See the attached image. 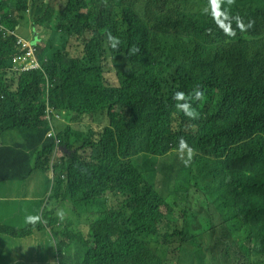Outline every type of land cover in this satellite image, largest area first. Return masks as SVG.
I'll list each match as a JSON object with an SVG mask.
<instances>
[{
	"label": "clouds",
	"instance_id": "1",
	"mask_svg": "<svg viewBox=\"0 0 264 264\" xmlns=\"http://www.w3.org/2000/svg\"><path fill=\"white\" fill-rule=\"evenodd\" d=\"M140 6L144 0H104ZM169 10L167 18H159L156 10H148L132 22L120 26L117 33L103 39L101 45L123 47L124 34L133 40L124 47L128 67L141 65L148 70H164L170 64L190 65L205 70L215 68L234 49L232 21L245 6H260L264 0H157ZM22 0H0L4 20L16 14ZM0 23L4 34H13L23 44L42 48V37L32 25ZM60 31H62L60 29ZM8 44L0 41V49ZM264 57V40L260 45ZM40 60V56H35ZM197 74V71L194 72ZM182 73L181 76H184ZM229 76L227 80L232 79ZM258 93L264 95V81L257 78ZM215 87V86H214ZM256 91V92H257ZM254 90L234 92L232 110L223 111V95L215 93L206 108L199 106L202 93L191 89L176 93L177 109L173 123L166 120L160 147L145 152L150 159L142 166L136 132L131 136L123 125L122 100L112 94L107 100L94 97L75 109L79 120L93 125L85 139L73 148L60 144L56 153H66L75 160L73 171L101 173L106 184L118 190L101 199L60 203H29L39 195L55 175L68 171L47 165L41 143L31 145L24 154L14 176H0V264H99L114 236L124 234L139 222L144 207L157 198L152 223L155 230L147 236L152 256L138 264H166L170 255L204 256L223 251L234 233V209L264 206L245 201H225L224 195L264 196V171L233 168L230 126L242 107L239 99ZM169 115V112H167ZM189 119L194 130L187 132ZM52 137L54 128L47 129ZM213 138L205 142L201 135ZM38 140V139H37ZM122 144L124 146H122ZM123 155H130L132 167H122ZM52 207L48 220L37 216L20 217L13 208ZM157 243L155 246L154 243ZM139 253L131 251L123 264H134Z\"/></svg>",
	"mask_w": 264,
	"mask_h": 264
},
{
	"label": "trees",
	"instance_id": "2",
	"mask_svg": "<svg viewBox=\"0 0 264 264\" xmlns=\"http://www.w3.org/2000/svg\"><path fill=\"white\" fill-rule=\"evenodd\" d=\"M12 1L8 0V2ZM148 10H156L159 18H167L169 15L167 6L163 3L159 4L156 0H144L140 6L118 2L108 3L104 0H22L19 12L7 18L20 22L19 25H32L39 31L43 43L42 48H37L44 49V53L40 55V60L33 59L35 61L66 64L69 67L66 72L60 73L57 83H52L45 78L42 80V85L49 87L55 100L64 106L63 109L54 113L55 117L64 119V123L55 125L51 121H46L44 125H40L38 122L30 121L29 119L6 121L0 116V176H14L21 165L25 151L31 145H36L37 143H41L45 148L44 155L48 166L56 169L68 168V171H73L72 166L75 165V160L66 153L64 154L69 157V160L58 162L55 167L52 165V160L56 155L60 154L56 153V149L60 144L65 145L67 148H73L81 143L93 129V125L81 122L74 110L82 107L85 100L94 97L107 100L112 94H118L122 100L121 105L133 98L128 91L110 89V79L103 73L101 68L95 75L86 70L92 62L90 54H103L110 47H103L101 45L103 39L108 37V33L114 35L118 32L121 25L126 22H132L135 17ZM0 15L2 16V14ZM3 20L4 15L0 23ZM231 29L233 30L234 49L237 62H239L240 73L238 77L228 80L229 85L233 92L239 89L254 90L256 92L258 86L255 79V69L258 67L264 70V57L260 51V45L264 40V2L258 7L249 5L241 7L233 18ZM14 36L18 39L24 51L29 44H23L18 36ZM97 39H101V42L97 43ZM131 40H133L132 37L124 34L121 38L123 47L120 48L125 50L124 46ZM8 45L9 43L0 49V57L5 53ZM8 61L13 62L14 58L8 56ZM125 62L127 66L126 73L118 72L113 78L123 80L127 77V73L134 71L135 68L130 70L128 67L127 56ZM195 69L197 74H199V68L195 67ZM182 73L185 72H180L178 75L179 79L184 80L189 77L186 73L184 76H181ZM73 86L88 90L76 104H70L66 96V92ZM189 89H191L189 84L181 82V85H179V93L187 92ZM214 90L215 93L223 95V83H218L214 87ZM161 93L162 91L159 92V94ZM258 94L264 99V95ZM246 97L243 95L241 98ZM234 101L235 97L233 93L227 108H224L223 102L224 113L232 110ZM174 105L177 109V99ZM241 107L242 111L230 126V132L232 129L237 128V135L239 137L237 146L241 149H248L249 144L247 139L255 138L257 131L250 124L241 122V116L246 114L256 118L263 113L264 108L260 104L250 103ZM174 111L170 109L163 110L160 133L154 136L151 133L150 121L144 113H135L129 107L126 110H122L123 119L128 123L127 125H123V131L125 132L126 128H128L129 135L131 136L134 130L137 142H139L140 136L136 130V123H142L147 129L144 139L146 147L143 150H138L139 157L136 161L138 166H142L147 161H150V159L144 158L145 152L150 146H153L155 149L154 159L157 157L160 147V137L163 134V125L166 120L173 123ZM152 112L154 111L152 110ZM167 112H169V115ZM41 127L44 128L47 145L36 134L37 130ZM50 127L54 128L52 137H50L47 131ZM9 129L18 133L15 140L9 134ZM122 146L124 145L122 144ZM234 148L233 168L245 171V157L241 152L235 153ZM7 154L10 155L13 161L9 166L3 164ZM122 167L125 170L131 169L132 160L130 155H123ZM244 201L253 205L264 204V199ZM159 202L160 199L157 198L154 202L146 205L140 214L139 222L131 230L114 236L111 239L99 264H123V258L129 255L131 251L139 253L134 264L142 261L146 262L152 256V252L147 246V236L151 231L155 230L152 217L155 209L159 206ZM29 203L40 202L30 199ZM27 208L37 209L31 215L39 217L36 223L41 222V220H48L55 211L54 208L50 207L53 210L45 215L40 210L44 207ZM18 215L25 219L29 217ZM166 264H264V206L247 209L236 207L234 209L232 242L229 247V244L225 241L222 252L200 257L171 254Z\"/></svg>",
	"mask_w": 264,
	"mask_h": 264
},
{
	"label": "rangeland",
	"instance_id": "3",
	"mask_svg": "<svg viewBox=\"0 0 264 264\" xmlns=\"http://www.w3.org/2000/svg\"><path fill=\"white\" fill-rule=\"evenodd\" d=\"M157 1V0H156ZM159 4L162 2L157 1ZM2 16L0 15V20ZM5 23L19 25L20 22L5 18ZM5 40L9 43L5 53L0 57V116L6 120H24L38 122L44 125L46 121H51L55 125L64 123V119L55 117L54 113L63 109L64 106L58 103L52 95L49 87L42 85L45 78L52 83H57L60 73L68 70L66 64H56L50 61H35V56L44 53V49L27 45L23 51L18 39L13 34H4L0 30V41ZM101 39H97L100 43ZM8 56L14 58L13 62L8 61ZM126 56L127 52L123 48L110 47L101 55L90 54L91 64L86 70L91 74H96L101 68L103 73L110 79L109 88L120 91H128L132 95L125 104L121 105L122 110L131 108L135 113H144L151 124V133L154 136L160 133V124L162 122V113L164 109L174 111V98L179 93V85L181 82L189 84L191 90L202 93L199 106L206 108L209 100L212 98V88L222 82L224 85L223 102L224 108H227L232 99L233 90L228 82V77H238L240 73L239 62L235 61L233 54H229L212 70L206 71L204 64L206 59L203 58V66L199 68V74H195V67L190 65L170 64L163 71H148L137 65L132 73H127V77L123 80L113 78L118 72L126 73ZM257 78L264 81V70L256 68ZM180 72L188 74V78L181 80L178 78ZM202 86V91H197L196 87ZM87 89L73 86L66 96L70 104H76L80 98L86 93ZM162 91L161 94L159 92ZM260 104L264 108V99L257 92H252L250 96L240 99L241 106L246 104ZM154 111L151 113V111ZM241 122L248 123L257 131V136L253 139H247L248 149H241L237 146L239 137L237 128L230 132L231 138L235 143V153L241 152L245 157V171H264V111L256 117H250L246 114L241 116ZM136 130L140 136L137 144L138 150L146 147L145 137L147 134L146 127L140 123H136ZM187 132L194 130V121L189 119L185 126ZM9 134L15 140L18 133L9 129ZM45 145L46 135L44 128L41 127L36 132ZM205 142L210 141L213 137L208 134H202ZM69 160L64 153L56 155L52 160L53 167L58 162ZM13 163L10 155L7 154L4 161L5 166ZM18 214L23 216H31L37 210L35 208H15ZM43 214H49L53 209L44 207L40 209Z\"/></svg>",
	"mask_w": 264,
	"mask_h": 264
},
{
	"label": "crops",
	"instance_id": "4",
	"mask_svg": "<svg viewBox=\"0 0 264 264\" xmlns=\"http://www.w3.org/2000/svg\"><path fill=\"white\" fill-rule=\"evenodd\" d=\"M118 189L106 184L101 173L93 171H63L55 175L39 195L29 199L37 202L60 203L77 200L101 199ZM221 199L232 202L244 200H260L264 196L224 195Z\"/></svg>",
	"mask_w": 264,
	"mask_h": 264
},
{
	"label": "bare ground",
	"instance_id": "5",
	"mask_svg": "<svg viewBox=\"0 0 264 264\" xmlns=\"http://www.w3.org/2000/svg\"><path fill=\"white\" fill-rule=\"evenodd\" d=\"M196 90H197V91H202V86H197V87H196ZM154 245H155V246L157 245L156 241H155Z\"/></svg>",
	"mask_w": 264,
	"mask_h": 264
},
{
	"label": "built area",
	"instance_id": "6",
	"mask_svg": "<svg viewBox=\"0 0 264 264\" xmlns=\"http://www.w3.org/2000/svg\"><path fill=\"white\" fill-rule=\"evenodd\" d=\"M62 30V29H61ZM35 60H37L36 58H34Z\"/></svg>",
	"mask_w": 264,
	"mask_h": 264
}]
</instances>
